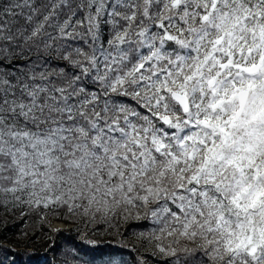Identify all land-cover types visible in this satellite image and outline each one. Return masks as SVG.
<instances>
[{
    "label": "snow or ice",
    "instance_id": "snow-or-ice-1",
    "mask_svg": "<svg viewBox=\"0 0 264 264\" xmlns=\"http://www.w3.org/2000/svg\"><path fill=\"white\" fill-rule=\"evenodd\" d=\"M0 213L29 261L264 264V0H0Z\"/></svg>",
    "mask_w": 264,
    "mask_h": 264
},
{
    "label": "trees",
    "instance_id": "trees-1",
    "mask_svg": "<svg viewBox=\"0 0 264 264\" xmlns=\"http://www.w3.org/2000/svg\"><path fill=\"white\" fill-rule=\"evenodd\" d=\"M0 219L6 222V228L0 225V240H2L4 243L12 242L13 244L16 245L14 251L21 254L18 259L16 257L9 256L8 257L9 261L13 259H17V264H45L43 258L45 256V253L48 252L47 248H43L39 252L38 260L29 261L28 255L25 253H32L34 249H41L42 245L45 243H48L49 246L51 247L53 243V241L50 240L51 233L47 235L42 233L40 231L39 224L36 222V218L31 214H29L28 217L22 218L18 215L3 216V214L0 213ZM25 219L27 220V224L23 223V220ZM53 220L55 219H52V221ZM25 231H27L30 234V236L35 237L34 239H32L30 247H25V245L28 243L29 240L28 237H24L22 235V233ZM68 239H71L72 241L79 243V241L76 239V233L74 231L72 232L65 231L63 237L55 239L54 243L56 245H62ZM128 240L130 243L136 242L134 241V238L131 235L129 236ZM18 249H22V250H18ZM123 258L126 261H129V264H131L132 256L125 254Z\"/></svg>",
    "mask_w": 264,
    "mask_h": 264
},
{
    "label": "rangeland",
    "instance_id": "rangeland-1",
    "mask_svg": "<svg viewBox=\"0 0 264 264\" xmlns=\"http://www.w3.org/2000/svg\"><path fill=\"white\" fill-rule=\"evenodd\" d=\"M57 223V224H55ZM59 225V226H58ZM49 227H51L53 230H56V229H61V228H74V225H70V224H65L63 222H59L57 220H53L51 221V223L48 225ZM54 226V227H53ZM12 242L10 243H4L5 246L7 247H10L12 246ZM17 249V248H16ZM18 250H22V249H18Z\"/></svg>",
    "mask_w": 264,
    "mask_h": 264
},
{
    "label": "bare ground",
    "instance_id": "bare-ground-1",
    "mask_svg": "<svg viewBox=\"0 0 264 264\" xmlns=\"http://www.w3.org/2000/svg\"><path fill=\"white\" fill-rule=\"evenodd\" d=\"M55 224H57V223H55ZM59 226V225H58ZM54 227V226H53Z\"/></svg>",
    "mask_w": 264,
    "mask_h": 264
}]
</instances>
